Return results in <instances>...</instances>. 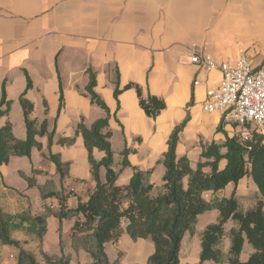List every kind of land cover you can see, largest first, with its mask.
I'll list each match as a JSON object with an SVG mask.
<instances>
[{"label": "crops", "instance_id": "crops-1", "mask_svg": "<svg viewBox=\"0 0 264 264\" xmlns=\"http://www.w3.org/2000/svg\"><path fill=\"white\" fill-rule=\"evenodd\" d=\"M190 49L232 63L244 50L254 69L264 68V0H0V100L3 91L12 100L10 114L0 117V126L10 120L16 137H27L21 103L25 92L34 103L31 116L47 119L50 130L56 128L51 145L47 135L38 137L41 149L34 148L31 156H13L9 164L0 166V207L12 225L16 224L11 237L19 241V248L34 254L40 251L34 228L27 221L19 224L24 213L41 212L46 204L59 207L56 198L42 199L38 187H30L21 171L32 175L40 170L38 184L53 179L58 188L63 185L80 194L94 185L83 136L76 135L75 143L69 146L57 142L60 136H74L82 119L90 126L106 115L86 90L89 68L97 73L95 90L112 113L111 141L117 170L121 169L123 149H131L130 165L120 170L118 183L130 180L134 166L153 169L150 180L160 184L165 165L158 160L168 150L175 127L187 117L176 151L180 156L187 155L193 166L201 159L204 145L222 143L227 136L241 133L242 128L226 122L221 112L203 110L207 90L220 84L222 71L193 62L187 55ZM118 80L121 87L128 82L139 83L144 94L162 97L166 108L156 118L149 117L134 87L124 89L118 101L114 95ZM61 84L64 105L59 111ZM50 152L60 153L62 160L70 162V176L63 181L49 158ZM94 155L101 158L103 152L95 148ZM252 180L246 176L237 185L229 183L225 187L228 194L209 191L206 197L230 196L236 189L242 206L252 207L258 197V187ZM78 201L72 196L68 202L75 207ZM219 215L216 209L199 215L196 232L185 235L190 248L180 264H201L200 233ZM71 226L72 221H64L66 252L73 255L70 264H85L91 260L88 253L70 247ZM231 226L228 222L227 228ZM58 228V218L49 217L42 244L45 251L61 252ZM50 229L54 232L51 244ZM196 236L200 245L193 244ZM148 240H133L123 234L117 243H107L106 249L112 260L119 250L125 251L121 264H144L155 251ZM5 245L0 242V264H17L18 255L12 251L7 254ZM228 246L227 239L226 249ZM249 251L250 246H245L244 252L248 255Z\"/></svg>", "mask_w": 264, "mask_h": 264}, {"label": "trees", "instance_id": "trees-1", "mask_svg": "<svg viewBox=\"0 0 264 264\" xmlns=\"http://www.w3.org/2000/svg\"><path fill=\"white\" fill-rule=\"evenodd\" d=\"M90 80L86 86L92 101L102 107L106 115L97 118L90 126L82 119L74 136H60L61 145H72L76 135L81 134L88 151L94 185L85 194L74 189L58 188L53 179L38 184L34 170L32 175L21 171L30 187L37 186L42 199L56 198L58 208L46 204L41 212L24 213L19 224L27 221L39 240V258L33 252L21 248L17 264H70L72 253L66 252L67 243L63 236L64 221H72L70 247L75 252L85 250L90 261L85 264H121L125 251L119 250L112 260L106 249L107 243H117L123 234L133 240L151 239L155 251L144 264H180L182 241L187 233L194 234L200 214L209 210H218L216 222L208 224L200 233V263L213 261L214 264H264V137L254 132L253 137L241 141L239 136H227L222 143L213 141L203 146L201 159L195 166L187 155H178L176 147L180 131L188 117L177 125L168 140V150L162 162L165 165L163 181L156 184L150 180L153 169L143 170L134 167V173L127 183H118L120 170L130 165L127 146L121 152V169L115 168V151L112 146L110 129L111 110L104 98L95 90L97 73L89 68ZM119 74V73H118ZM28 87L32 81L28 76ZM60 95L61 111L64 105L62 84ZM136 88L139 103L149 117L156 118L167 106L166 101L155 94H144L143 87L136 82H128L123 87L116 82L114 95L124 89ZM26 119L27 137L19 139L14 134L10 120L0 126V166L9 164L13 156H31L34 148L41 149V136H48L51 145L56 128L50 130L47 119L33 118L34 103L21 96ZM12 100L3 91L0 100V117L9 116ZM103 152L96 158L94 149ZM49 158L56 164L57 173L63 181L70 176V162L62 160L60 153L50 152ZM102 168L105 176L102 177ZM252 177L258 187L256 203L244 208L237 196L236 189L230 196L206 197L207 192H217L229 183L237 185L246 177ZM77 196V206L71 207L69 199ZM55 216L59 220V243L61 252L50 253L42 248L48 231V219ZM232 226L227 228V223ZM12 225L8 214L0 207V242L16 244L19 241L11 237ZM229 240L226 249V240ZM246 243L250 246L248 257L242 259ZM142 264V263H131Z\"/></svg>", "mask_w": 264, "mask_h": 264}, {"label": "built area", "instance_id": "built-area-1", "mask_svg": "<svg viewBox=\"0 0 264 264\" xmlns=\"http://www.w3.org/2000/svg\"><path fill=\"white\" fill-rule=\"evenodd\" d=\"M187 55L208 69L222 71L220 84L207 90L203 110L219 111L226 122L240 126L241 141L251 139L254 132L264 137V68L254 69L244 50L233 63L195 49H190Z\"/></svg>", "mask_w": 264, "mask_h": 264}, {"label": "rangeland", "instance_id": "rangeland-1", "mask_svg": "<svg viewBox=\"0 0 264 264\" xmlns=\"http://www.w3.org/2000/svg\"><path fill=\"white\" fill-rule=\"evenodd\" d=\"M252 181H253V180H252ZM253 183L255 184L254 181H253ZM220 191L223 192L222 194H224V193H227V194H228V190H226L225 188H224V189H221ZM52 233L54 234V232L52 231V229H50V230H49V233H48V235L51 234V238H50L49 244L52 243V235H53ZM48 235H47V236H48ZM148 241H150V242L154 245V243H153V241H152L151 239H149ZM194 243H198V245H200V239H199L198 236H196V238L194 239L193 244H194ZM246 246H247V247L249 246L248 243H246ZM4 247H5V249L7 250V254H10V251H12L13 253H16L17 255H19V252H20V250H21V248H19V246L16 245V244H6ZM189 248H190V245H189V242H187V236H185L184 239H183V242H182L181 250H180V260H181L182 257L185 256V253L189 251ZM40 252H41V250L39 251V253H36V255H37L39 258L42 257V256L40 255ZM112 256H113V255H112ZM247 257H248V255L246 254V252H243V254H242V259H246ZM112 258H114V257H112ZM81 260H82V259H81ZM81 260L79 261L80 263L82 262ZM210 262H212V261H210ZM212 263H213V262H212ZM123 264H125V261H123ZM181 264H183V263H181Z\"/></svg>", "mask_w": 264, "mask_h": 264}]
</instances>
